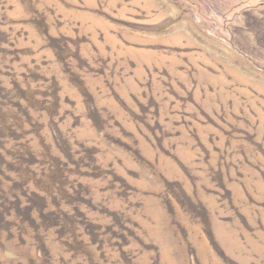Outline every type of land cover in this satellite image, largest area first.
I'll return each mask as SVG.
<instances>
[{
    "label": "rangeland",
    "instance_id": "obj_1",
    "mask_svg": "<svg viewBox=\"0 0 264 264\" xmlns=\"http://www.w3.org/2000/svg\"><path fill=\"white\" fill-rule=\"evenodd\" d=\"M0 264H264V0H0Z\"/></svg>",
    "mask_w": 264,
    "mask_h": 264
}]
</instances>
